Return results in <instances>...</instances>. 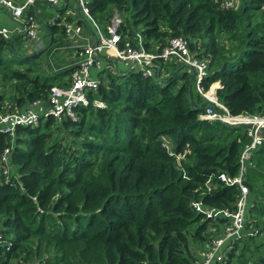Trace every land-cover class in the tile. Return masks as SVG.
<instances>
[{
	"label": "trees",
	"instance_id": "obj_1",
	"mask_svg": "<svg viewBox=\"0 0 264 264\" xmlns=\"http://www.w3.org/2000/svg\"><path fill=\"white\" fill-rule=\"evenodd\" d=\"M230 1L86 0V6L106 35L118 14V31L134 48L140 37L156 53L172 38L188 39L193 53L210 60L205 90L219 83L217 98L233 115L264 114V0ZM50 32V46L33 55L53 60L47 69L8 60L18 54V38L0 35V112L46 104L52 87L71 83L78 66L64 67L54 51L65 28L58 22ZM159 63L160 79L108 71L90 94L107 107H80L77 121L19 127L13 142L0 133V156L12 151L9 182L0 171V264H195L196 247L203 250L218 226L193 202L235 209L239 188L217 176L238 174L250 138L246 127L201 120L209 103L192 71ZM254 156L245 181L254 203L247 228L261 234L233 241L226 264H264V147ZM211 179L215 188L208 191Z\"/></svg>",
	"mask_w": 264,
	"mask_h": 264
},
{
	"label": "built area",
	"instance_id": "obj_2",
	"mask_svg": "<svg viewBox=\"0 0 264 264\" xmlns=\"http://www.w3.org/2000/svg\"><path fill=\"white\" fill-rule=\"evenodd\" d=\"M60 0H25L22 4H16L14 0H0L4 8L16 20H23L24 32L27 42H34L38 36V21L34 14H28L38 2L58 5ZM234 1V0H233ZM232 0L228 5H231ZM81 11L86 19L91 22L95 41H86L82 25L76 22H67L64 24L66 36L73 40L79 47L78 54L80 61L78 68L72 74L71 83L67 86H54L50 90L47 103L40 101L35 102L24 110L15 108L7 112H0V133L7 134L13 142L17 136L19 127L37 128L41 122L54 119L57 123H62L65 119L73 121L78 120L77 109L88 107L91 104L95 107L105 108L106 103L101 100H90V94L96 93L101 84L99 75L103 70L99 60L104 54H108L118 64L126 66L130 73L132 71L141 73L147 77H156L160 79V61L177 62L192 71L196 78V90L206 99L209 106L206 113L200 116L201 120L211 122H222L229 126L246 127L250 142L243 149L239 159V171L236 176H230L228 173L221 172L217 179L227 186H235L240 190L239 198L236 202L235 209H218L206 207L200 201H194L195 210L204 214L206 219L212 220L218 227H213V238L206 245L195 264H226L230 253L234 248L232 242L243 240L246 237H258L260 229H248L250 210L254 203L250 198L249 187L246 185V178L249 168L253 165V158L259 148L264 147V114H241L233 115L226 106L219 102L216 90L219 83L214 84L209 90H205L203 82L209 75L210 60L202 59L193 53L190 49V42L184 37H176L162 48L159 53L146 50L141 44L140 47L134 48L129 40L125 41L119 33L123 21L118 14H115L110 26L108 35H106L98 23L90 14L86 6V0H78ZM59 21H55L54 24ZM0 35L5 39L11 38L9 30L0 28ZM123 44V46H121ZM99 73H92V69ZM169 149V147H167ZM11 148L4 149L0 156V171L6 182L11 179ZM173 155L174 152L170 151ZM178 160L183 156L177 155ZM208 191L215 188L212 179L206 183ZM225 220L224 222H220ZM1 239V237H0Z\"/></svg>",
	"mask_w": 264,
	"mask_h": 264
},
{
	"label": "crops",
	"instance_id": "obj_3",
	"mask_svg": "<svg viewBox=\"0 0 264 264\" xmlns=\"http://www.w3.org/2000/svg\"><path fill=\"white\" fill-rule=\"evenodd\" d=\"M24 1L25 0H14L16 4H22ZM32 11L38 21L39 37L34 42H27V38L25 37L26 34L24 32L25 26L23 20L14 19L12 15L4 8V5L0 2V28L9 30L11 33V38H18L16 43H19V45H15V47L18 51H25L26 55L32 56L35 53L45 49L46 46H50L52 39L50 26H54L56 20L59 21L60 24H63V26L67 22L78 23V20H81L83 21V24L80 25H82L84 37L87 39L86 41H80V43L90 41L93 42L96 39L93 30L91 31L92 27H90L86 17H81L79 12L80 8H78V0H60L58 5H50L49 3L38 2ZM60 39L62 43L55 46L54 51H58L60 55H63L61 60H63L65 64L64 67L69 68L72 66H78L80 61L77 50L79 48L77 46L78 44L69 39L66 35ZM20 42H22V46ZM44 56L45 55L43 54L42 57ZM99 60L101 61L103 67V70L99 75L106 76L108 71L113 74L118 73L120 76H126L130 73V70L126 66L118 64L108 54H104L99 58ZM57 69L54 68L53 70L58 72ZM96 73L98 74L99 72L96 71Z\"/></svg>",
	"mask_w": 264,
	"mask_h": 264
},
{
	"label": "rangeland",
	"instance_id": "obj_4",
	"mask_svg": "<svg viewBox=\"0 0 264 264\" xmlns=\"http://www.w3.org/2000/svg\"><path fill=\"white\" fill-rule=\"evenodd\" d=\"M20 44H21V46H22V42H20ZM19 45V43H16V46H18ZM6 57H7V59L8 60H12V61H14V62H19V61H21V60H25V67L27 66V65H29L30 63H33V62H35V63H40L41 64V66H42V68L44 69H47V63L49 62V64L50 65H52L53 66V64H54V62H53V60H51L50 58H48L47 59V57L46 56H44V57H42V56H40V57H33V55L32 56H29V55H26L25 54V51H18V54H11V55H6ZM38 63V64H39ZM91 72L92 73H95L96 72V69L94 68V69H92L91 70ZM50 74L51 75H55L56 74V72L54 71V70H52V71H50ZM217 87H219V84H218V86ZM255 155H256V153H255ZM254 159H255V156H254V158H253V162H254ZM215 235V234H214ZM214 235H212V238H213V236ZM201 248H204V249H206L207 247H201ZM199 248L198 247H196V251H197V256L199 257L200 256V253H201V251L202 250H198ZM235 263H237L238 261H234ZM238 264H241V263H238Z\"/></svg>",
	"mask_w": 264,
	"mask_h": 264
},
{
	"label": "water",
	"instance_id": "obj_5",
	"mask_svg": "<svg viewBox=\"0 0 264 264\" xmlns=\"http://www.w3.org/2000/svg\"><path fill=\"white\" fill-rule=\"evenodd\" d=\"M78 8H80V7H79V4H78Z\"/></svg>",
	"mask_w": 264,
	"mask_h": 264
}]
</instances>
